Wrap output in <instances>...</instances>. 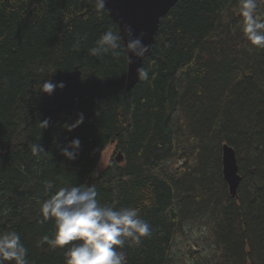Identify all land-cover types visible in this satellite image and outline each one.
Returning a JSON list of instances; mask_svg holds the SVG:
<instances>
[{
  "label": "trees",
  "instance_id": "16d2710c",
  "mask_svg": "<svg viewBox=\"0 0 264 264\" xmlns=\"http://www.w3.org/2000/svg\"><path fill=\"white\" fill-rule=\"evenodd\" d=\"M237 7L177 0L142 62L148 79L127 90L122 38L118 57L89 53L106 30L119 33L99 0H0V232L19 233L29 264H65L63 248L42 242L54 232L40 212L48 181L53 193L94 185L102 205L139 209L151 235L117 249L127 264H169L188 224L207 232L195 264H264V49L245 39ZM44 80L63 87L45 93ZM74 138L69 160L60 149ZM225 142L236 197L222 176ZM111 144L122 161L98 170Z\"/></svg>",
  "mask_w": 264,
  "mask_h": 264
},
{
  "label": "clouds",
  "instance_id": "9594fccd",
  "mask_svg": "<svg viewBox=\"0 0 264 264\" xmlns=\"http://www.w3.org/2000/svg\"><path fill=\"white\" fill-rule=\"evenodd\" d=\"M262 3L264 0H238L235 10V14L242 18L241 31L245 39L257 49H264V13L258 11ZM99 7H105V0H99ZM125 32L129 54L142 57L148 50L142 41L143 33L136 36L129 26ZM120 40L121 35L109 28L95 41L89 53L96 57L105 54L118 57L121 54ZM137 73L138 78L148 79V71L144 68H138ZM57 86L63 87V84L44 80L40 90L51 94ZM83 121L81 113L66 128L70 131ZM41 123L43 128L48 126L47 119ZM79 148L80 140L74 138L60 151L67 159L73 160ZM33 151L44 150L36 144ZM53 188L51 181L46 182V190L52 194L41 202L40 212L44 220H53L54 232L42 237V242L63 248L65 264H127L125 255L117 249L126 244L138 246L142 238L151 235V226L140 216L139 209L102 205L94 185H66L54 193ZM27 256L28 249L19 233L0 232V264H29Z\"/></svg>",
  "mask_w": 264,
  "mask_h": 264
},
{
  "label": "water",
  "instance_id": "95a60500",
  "mask_svg": "<svg viewBox=\"0 0 264 264\" xmlns=\"http://www.w3.org/2000/svg\"><path fill=\"white\" fill-rule=\"evenodd\" d=\"M177 0H105L104 9L117 23L119 33L127 51V74L125 88L131 89L137 82V69L155 41L159 22ZM131 27L133 34L139 36L143 33L142 41L148 50L142 57L129 54L127 48V35L125 28ZM114 159L120 163L122 155L117 152ZM221 171L224 181L227 184L230 196L236 197L237 187L240 182L238 173L236 152L228 143L221 146Z\"/></svg>",
  "mask_w": 264,
  "mask_h": 264
},
{
  "label": "rangeland",
  "instance_id": "374dc122",
  "mask_svg": "<svg viewBox=\"0 0 264 264\" xmlns=\"http://www.w3.org/2000/svg\"><path fill=\"white\" fill-rule=\"evenodd\" d=\"M115 145H108L101 153L98 170L107 165L109 160L116 155ZM207 232L198 225H186L184 233L176 239V247L172 251L169 264H195L207 259L209 247L207 246Z\"/></svg>",
  "mask_w": 264,
  "mask_h": 264
}]
</instances>
